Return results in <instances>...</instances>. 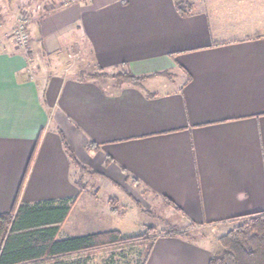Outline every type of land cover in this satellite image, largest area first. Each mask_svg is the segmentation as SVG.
<instances>
[{"label":"crops","instance_id":"obj_1","mask_svg":"<svg viewBox=\"0 0 264 264\" xmlns=\"http://www.w3.org/2000/svg\"><path fill=\"white\" fill-rule=\"evenodd\" d=\"M62 2L36 3L50 10L28 25L24 49L11 34L24 12L8 19L12 3L0 5V215L22 183L18 205L75 201L57 241L133 236L118 225L128 211L121 198L126 210L113 214L75 185L62 140L81 166L132 204L160 207L177 231L227 232L264 213V0H185L184 17L173 0ZM81 39L91 73L48 78V62ZM107 71L143 79L82 78ZM160 232L144 264H208L215 253L203 236ZM74 262L85 255L35 260Z\"/></svg>","mask_w":264,"mask_h":264},{"label":"trees","instance_id":"obj_2","mask_svg":"<svg viewBox=\"0 0 264 264\" xmlns=\"http://www.w3.org/2000/svg\"><path fill=\"white\" fill-rule=\"evenodd\" d=\"M173 1L174 8L180 16H188L191 13V3H186L185 0ZM99 74H85L82 78L87 80L101 76L134 84L143 79L133 76L128 71L113 75ZM62 141L69 161L80 174L75 178V185L80 191L86 190V185L81 182L80 177L94 173L81 166L64 140ZM96 148L90 143L87 145V151ZM31 160L32 156L26 173ZM21 188L22 183L11 212L0 215V264H35L37 259L65 255L74 258L85 255L86 264V260L97 254H109L110 261L104 264H110L113 263L115 253L134 249H143L140 264H144L148 258L157 236L153 227H147L144 233L137 236H123L118 231H111L57 241L55 237L75 201L57 206L49 203L18 205ZM95 193H92L94 197L97 195ZM107 204L113 214L124 212L116 198H108ZM168 204L175 211H179L171 202L168 201ZM233 222L235 226L218 239L219 250L211 256L208 264H264V213L240 217ZM166 234L184 237L182 232L175 229Z\"/></svg>","mask_w":264,"mask_h":264},{"label":"rangeland","instance_id":"obj_3","mask_svg":"<svg viewBox=\"0 0 264 264\" xmlns=\"http://www.w3.org/2000/svg\"><path fill=\"white\" fill-rule=\"evenodd\" d=\"M63 1V2H62ZM67 0H0V5H4L8 3H12L8 10L9 18L17 11L24 12L26 17H28V25L30 26V23L32 21H37V19L43 15L46 14L50 10V6H47L42 9V7L37 8L36 3H66ZM71 1V0H68ZM21 3V5H20ZM57 5V4H56ZM23 14V13H22ZM4 18V14L1 13L0 9V19ZM20 19V18H19ZM18 19V20H19ZM18 22V21H17ZM27 25V26H28ZM17 26V24L12 27L13 29ZM12 29V32H13ZM12 34V33H11ZM13 39V37H12ZM80 46L78 48H74V50H71L69 48H66V52H60L58 54V60L56 65L54 62L49 63V66L47 67L46 73H48L50 76L48 78H51L53 76H73L75 72L78 71L80 68H85V73H91L92 67L89 63H82L83 58V41L79 42ZM28 45V42L27 44ZM27 48V47H26ZM56 60V57L54 58ZM50 59H48L49 61ZM94 72V71H92ZM116 72V71H115ZM115 72L107 71L105 73L107 74H113ZM44 73V72H43ZM46 78V79H48ZM89 172L94 173V175H82L80 177V180L82 183L86 185L87 191L90 193L96 192V196H98V199H100V204L104 203L108 200L110 197H117L120 199V201L125 202L128 206V211L123 218L120 219V224L118 222V225L122 228V232H126L128 234H132L134 236H137L139 234L144 233V229L147 227H153L155 235L161 234L160 231L169 232L170 230L176 228L175 225H173L172 220H168L166 215H163V212L161 211L160 207H152L150 209H143V206L141 207L138 203L132 204L130 199L127 197L124 188L118 187L114 184H106L102 177L97 175L95 172L91 171L90 168H86ZM123 196V197H122ZM147 201V199H146ZM119 202V201H118ZM132 205H131V204ZM120 204V203H119ZM120 206L123 208L125 212V208L120 204ZM138 206V210L136 207ZM144 212V213H143ZM235 226V222L231 223V225L228 226V230H230L232 227ZM178 228V227H177ZM184 237H194V238H201L202 236L206 238V243H209L211 248L215 249V252L219 250V242L218 239L226 234L227 232L223 231V229H215V230H209V229H196L193 231L190 230H180ZM163 233V232H162ZM143 249L136 250L130 253L129 251H123L119 254H115L114 259H112V262L110 264H140L142 262V253ZM110 258L106 255L104 256H93L90 259L86 260L87 264H104L109 263Z\"/></svg>","mask_w":264,"mask_h":264},{"label":"built area","instance_id":"obj_4","mask_svg":"<svg viewBox=\"0 0 264 264\" xmlns=\"http://www.w3.org/2000/svg\"><path fill=\"white\" fill-rule=\"evenodd\" d=\"M77 0L66 1V3L76 2ZM28 17L23 13L17 22V26L13 29V42L18 48H26L28 42Z\"/></svg>","mask_w":264,"mask_h":264}]
</instances>
